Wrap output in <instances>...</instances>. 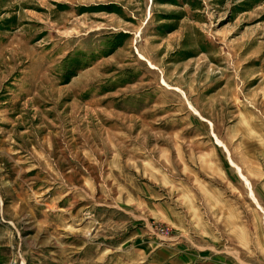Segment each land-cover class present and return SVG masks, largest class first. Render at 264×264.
Listing matches in <instances>:
<instances>
[{"label":"rangeland","instance_id":"1","mask_svg":"<svg viewBox=\"0 0 264 264\" xmlns=\"http://www.w3.org/2000/svg\"><path fill=\"white\" fill-rule=\"evenodd\" d=\"M0 264H264V0H0Z\"/></svg>","mask_w":264,"mask_h":264},{"label":"crops","instance_id":"2","mask_svg":"<svg viewBox=\"0 0 264 264\" xmlns=\"http://www.w3.org/2000/svg\"><path fill=\"white\" fill-rule=\"evenodd\" d=\"M255 200V199H254ZM259 207V206H258Z\"/></svg>","mask_w":264,"mask_h":264}]
</instances>
